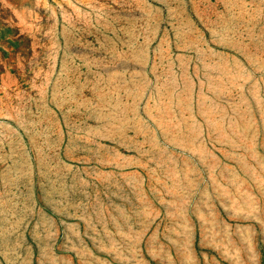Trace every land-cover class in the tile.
Returning <instances> with one entry per match:
<instances>
[{
	"label": "rangeland",
	"instance_id": "obj_1",
	"mask_svg": "<svg viewBox=\"0 0 264 264\" xmlns=\"http://www.w3.org/2000/svg\"><path fill=\"white\" fill-rule=\"evenodd\" d=\"M0 264H264V0H0Z\"/></svg>",
	"mask_w": 264,
	"mask_h": 264
}]
</instances>
